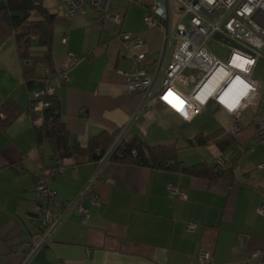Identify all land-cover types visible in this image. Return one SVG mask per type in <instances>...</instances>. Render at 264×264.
Returning a JSON list of instances; mask_svg holds the SVG:
<instances>
[{
  "label": "crops",
  "instance_id": "crops-1",
  "mask_svg": "<svg viewBox=\"0 0 264 264\" xmlns=\"http://www.w3.org/2000/svg\"><path fill=\"white\" fill-rule=\"evenodd\" d=\"M38 1L56 16L51 45L55 72L67 68L70 56L77 58L67 84L54 93L71 144L86 148L92 137L105 132L115 135L112 147L126 128L125 141L137 137L152 146L176 143L180 169L219 157L236 162V168L228 183L114 161L74 166L65 159L49 182L54 210L73 203L97 174L93 193L81 200L89 217L82 225L70 215L50 243L24 263L23 244L39 241L37 180L57 167V158L48 141L37 143L40 123L29 111L49 70L38 66L36 78L25 82L14 41L8 40L0 47V108L11 98L20 113L0 129V264H198L200 252L211 255V264H264V167L257 168L264 163V142L256 139V121H264V53L252 72L262 90L242 114L234 146L226 154L215 146L181 152L196 133H231L232 117L208 109L186 123L159 104L153 113L137 115L140 98L125 94L128 55L143 53L149 72L163 56L161 33L143 21L145 1L110 0L108 13L122 18L124 32L140 38L135 49L125 48L114 35L118 26L100 21L97 11L69 16L58 0ZM31 19L39 20L34 14ZM165 116L181 121L185 132L169 133ZM169 185L183 191L185 199L173 197ZM92 196L97 206L91 204Z\"/></svg>",
  "mask_w": 264,
  "mask_h": 264
},
{
  "label": "built area",
  "instance_id": "built-area-1",
  "mask_svg": "<svg viewBox=\"0 0 264 264\" xmlns=\"http://www.w3.org/2000/svg\"><path fill=\"white\" fill-rule=\"evenodd\" d=\"M144 1L143 21L149 28L161 33L163 56L149 72L143 53L128 55L131 65L129 72L124 74L125 94L140 98L137 115L153 113L159 104L183 122L192 123L204 111L220 109L232 117L231 133L239 132L242 129V114L262 90V84L253 78L252 72L257 61L263 58L264 0ZM58 3L69 16L83 15L88 9L97 11L100 21H112L118 26L114 35L125 48L135 49L141 45L139 37H132L121 29L120 16L108 13L110 0H58ZM184 19H187L186 25ZM215 34L228 42L214 40ZM210 40L227 47L225 60L211 54L207 48ZM76 62L77 58L70 56L65 70L48 72L43 89L33 95L34 104L30 114L34 122L41 123L43 111L47 108L43 97L53 95L58 88L67 84L68 70ZM126 131V128L120 131L114 145L100 159V164L109 161L125 140ZM256 139L264 142V121H256ZM216 160L226 167L231 165L230 160L225 163L219 158ZM262 167L264 163L257 168ZM57 171H45L37 181L35 215L39 222V241L23 244L24 263L50 243L55 230L70 215L78 216L82 225L89 217L81 200L93 193L91 186L97 174L73 203L63 210H54L55 199L49 182ZM168 192L179 200L185 199V193L174 185L168 186ZM90 202L93 206L98 205L95 196L91 197ZM193 228V225L187 227L189 231ZM258 254L262 258V254ZM211 263L212 257L208 252L199 253L198 264Z\"/></svg>",
  "mask_w": 264,
  "mask_h": 264
},
{
  "label": "trees",
  "instance_id": "trees-1",
  "mask_svg": "<svg viewBox=\"0 0 264 264\" xmlns=\"http://www.w3.org/2000/svg\"><path fill=\"white\" fill-rule=\"evenodd\" d=\"M0 2L3 3V8L0 9V47L8 40L14 41L23 80L27 82L35 79L38 66H44L49 73H55L51 45L56 16L38 0H0ZM33 14L39 20H32ZM42 101L47 104V108L43 111L41 123L36 126V138L39 145L48 141L57 158V167L49 171L58 170L61 167L59 163L65 159H72L74 166L99 162L114 142L115 135L102 132L92 137L86 148H81L75 143L71 144L69 135L60 121L59 104L55 94L44 96ZM33 104L34 102L31 101L29 111ZM19 113L16 103L11 98L8 99L0 108V129L4 130L10 126ZM31 116L33 118V115ZM233 135L222 129L211 133H196L186 140L184 149L197 150L215 146L222 154H226L235 144ZM179 152L176 143L152 146L133 137L124 140L109 161L134 164L152 170L177 172L210 182L219 180L233 182L236 162H231L230 167H226L215 159L210 164L201 163L180 169ZM219 159L224 163L228 161L222 157Z\"/></svg>",
  "mask_w": 264,
  "mask_h": 264
},
{
  "label": "rangeland",
  "instance_id": "rangeland-1",
  "mask_svg": "<svg viewBox=\"0 0 264 264\" xmlns=\"http://www.w3.org/2000/svg\"><path fill=\"white\" fill-rule=\"evenodd\" d=\"M187 19H184L183 21L184 25H186ZM207 48L211 52V54H213L215 57L221 60L226 59L228 52H227V47L225 45L217 41L210 40L207 44ZM261 53H264V49L261 51ZM164 122L168 126L167 131H169V133L171 134H175V133L181 134L182 132H185V130L187 129V127L181 121L178 120L174 121L172 118H167V116H165ZM186 151L190 152V154L195 153L194 150H183L181 152H186Z\"/></svg>",
  "mask_w": 264,
  "mask_h": 264
},
{
  "label": "water",
  "instance_id": "water-1",
  "mask_svg": "<svg viewBox=\"0 0 264 264\" xmlns=\"http://www.w3.org/2000/svg\"><path fill=\"white\" fill-rule=\"evenodd\" d=\"M1 8H3V3L0 2V9H1ZM213 39H214V40H217V41H221V40H223V42H225V43L228 42L227 40L222 39L221 35H219V34H215V35L213 36Z\"/></svg>",
  "mask_w": 264,
  "mask_h": 264
}]
</instances>
